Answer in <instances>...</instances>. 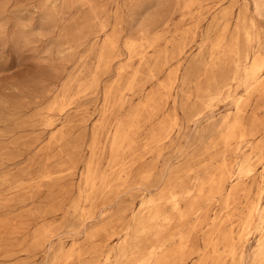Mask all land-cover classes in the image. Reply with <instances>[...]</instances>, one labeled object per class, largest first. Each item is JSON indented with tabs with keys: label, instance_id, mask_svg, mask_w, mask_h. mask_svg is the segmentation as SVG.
I'll return each mask as SVG.
<instances>
[{
	"label": "rangeland",
	"instance_id": "obj_1",
	"mask_svg": "<svg viewBox=\"0 0 264 264\" xmlns=\"http://www.w3.org/2000/svg\"><path fill=\"white\" fill-rule=\"evenodd\" d=\"M256 2L0 0V264H131L190 188L160 264H264V88L243 83L264 61ZM234 121L244 138L225 140Z\"/></svg>",
	"mask_w": 264,
	"mask_h": 264
},
{
	"label": "bare ground",
	"instance_id": "obj_2",
	"mask_svg": "<svg viewBox=\"0 0 264 264\" xmlns=\"http://www.w3.org/2000/svg\"><path fill=\"white\" fill-rule=\"evenodd\" d=\"M256 11L261 14L264 11V0H257L256 2ZM237 11V10H236ZM257 15V14H256ZM247 38H249V34H247ZM226 75V74H225ZM244 85L246 86V90H250V89H259V88H264V61L263 58L261 57L260 54L255 55L251 61L249 62V65L245 68V73H244V80H243ZM257 91V90H256ZM263 91V90H262ZM255 94V93H254ZM241 101L238 100L236 101V105L238 106L239 103ZM60 106V105H59ZM61 107V106H60ZM240 109V108H239ZM236 110H238L236 108ZM103 120V119H102ZM240 120V118H239ZM119 124V123H118ZM129 126V125H128ZM131 126V125H130ZM164 127V126H163ZM253 127V126H252ZM130 128V127H129ZM163 129V128H162ZM242 129V124L239 121H234V122H230V124L228 125L226 134L224 139L225 140H231V139H237L240 140L241 138H244L243 133L244 131L241 130ZM116 130V129H115ZM168 130L169 127H168ZM252 130V129H251ZM256 131V129H255ZM128 132V131H127ZM122 133V132H121ZM120 131L117 129L116 132H114L113 134H115L113 137V145L117 144L118 142L120 143V140H124V136L125 134H121ZM248 133V132H247ZM128 134V133H127ZM126 134V135H127ZM249 134V133H248ZM246 134V135H248ZM62 135V134H61ZM126 137V136H125ZM19 139V138H18ZM118 143V144H119ZM117 144V145H118ZM112 153V152H111ZM116 153V152H115ZM61 154V153H60ZM123 154V153H122ZM114 156L116 157V155L114 154ZM118 156V155H117ZM122 158V156H121ZM49 159V158H48ZM243 164V163H242ZM85 166V165H84ZM86 169V173H85V180H84V184H86L89 188H90V194H92L95 191L96 188V176H95V171L93 170L92 164L91 163H87V168ZM246 171H249V169H245ZM148 174V173H147ZM67 175V174H66ZM223 176V175H222ZM148 177V175H147ZM224 178V177H223ZM105 179V178H103ZM221 179H218L217 183H220ZM224 180V179H223ZM223 180H221V182H223ZM104 184V183H102ZM105 186V185H104ZM217 186V185H216ZM220 186V184H219ZM218 186V187H219ZM108 187V186H107ZM217 187V188H218ZM77 188V187H76ZM105 188V187H104ZM201 188V187H200ZM221 188V187H220ZM232 188V187H230ZM229 188V190H231ZM108 189V188H107ZM159 189V188H158ZM78 190V189H77ZM200 190V189H199ZM79 192V191H78ZM192 192L193 189H184L181 192H174V191H170L169 195H168V202L171 204V212L169 215H166L164 217L161 218V220L159 219L160 216L158 214V212H155L153 215H151V220L150 223L147 225V227H145L141 232L138 233L137 235V239H138V243L139 245H149V247L147 248L146 251H141L139 250L137 257L135 259V261L131 264H160L162 262H164L165 260H167V258L169 257L168 255H162V256H158L160 250L162 249V247L165 244L166 241V235L163 233V230H166V228H168L175 220L177 221V223L182 224L185 222V220L188 217V213L186 211H184V208L182 207V203L185 201H188L190 199V197L192 196ZM199 192V191H197ZM195 194V192H194ZM193 194V195H194ZM95 195V194H94ZM198 195V194H197ZM79 197V196H78ZM95 197V196H94ZM165 197V196H164ZM87 198V196H86ZM79 199V198H78ZM82 199V198H81ZM85 199V198H84ZM150 199V198H149ZM194 199V198H193ZM197 199V198H196ZM79 201V200H78ZM77 201V202H78ZM88 201V200H87ZM93 201V199H92ZM91 201V202H92ZM195 201V200H193ZM80 202V201H79ZM151 201L149 200L148 203H150ZM211 202V201H210ZM84 203V202H83ZM94 203V202H93ZM189 204V203H188ZM83 205V204H82ZM143 205V203H142ZM141 205V206H142ZM187 205V204H186ZM190 206V204H189ZM188 206V207H189ZM258 208V207H257ZM255 207V209H257ZM88 209V208H87ZM90 209V208H89ZM222 210V209H221ZM84 211V210H83ZM87 211V210H86ZM257 212V210H256ZM82 214V212H80ZM87 213V212H86ZM254 213V212H253ZM80 214V215H81ZM260 217V225H259V229L260 231L264 232V212H259ZM83 215V214H82ZM95 216V215H94ZM86 217V216H84ZM75 219V218H74ZM82 220V219H81ZM94 220V219H93ZM160 220V221H157ZM83 221V220H82ZM230 224V223H229ZM14 225V224H13ZM245 228L248 227V224L246 223L244 225ZM44 228V227H43ZM47 228V226H46ZM160 229L159 232H157L152 238L148 237V232H150L153 229ZM12 229V228H11ZM42 229V227H41ZM49 229V228H48ZM174 230V228H173ZM11 231V230H10ZM35 232V231H34ZM100 232V231H98ZM102 232V231H101ZM190 233V231H189ZM47 231L46 229H42L39 230L37 235H36V241L39 240H43L47 237ZM34 235V234H33ZM35 237V236H33ZM126 237V235H125ZM124 237V238H125ZM262 237V235H261ZM93 238V237H91ZM32 239V238H31ZM49 240V239H48ZM179 240V238H178ZM47 242V241H46ZM184 242V241H183ZM49 243V242H48ZM179 245V244H178ZM177 246V245H176ZM185 246V245H184ZM232 246V245H231ZM221 248V247H220ZM182 250V249H181ZM184 250V249H183ZM180 251V247L177 248L174 253H178ZM231 251V250H229ZM68 253V252H67ZM232 253V252H231ZM256 256L259 258L260 261L264 260V235L263 238L260 240V242L258 243V248L256 251ZM124 255V254H123ZM6 256V255H5ZM71 257V256H70ZM72 258V257H71ZM127 259V258H126ZM124 264V263H123ZM172 264V263H171ZM179 264V261H178Z\"/></svg>",
	"mask_w": 264,
	"mask_h": 264
}]
</instances>
